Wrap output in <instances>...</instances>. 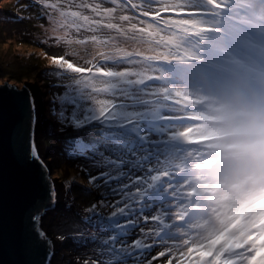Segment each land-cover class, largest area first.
Segmentation results:
<instances>
[{"label": "snow or ice", "instance_id": "obj_1", "mask_svg": "<svg viewBox=\"0 0 264 264\" xmlns=\"http://www.w3.org/2000/svg\"><path fill=\"white\" fill-rule=\"evenodd\" d=\"M27 7L49 22L41 42L64 53L49 57L52 71L64 73L54 85L59 91L50 115L58 132L83 135L67 138L63 152L100 170L90 183L104 189L101 206L114 209L108 216L95 203L84 209L90 215L80 219L96 231L77 235L99 246L69 264H264V245L256 242L264 227L247 243L224 247L199 241L191 223L200 206L194 184L213 165L219 130L210 125L236 113L241 94L264 83V68L252 74L255 87L232 71L249 39L245 6L234 0H32ZM226 73L231 78L221 86ZM226 85L237 91L222 95ZM32 117L26 157L46 170L34 141V103ZM234 158L252 178L264 169L255 144ZM56 201L49 182V199L30 212L37 243L47 245L41 264H55L41 222Z\"/></svg>", "mask_w": 264, "mask_h": 264}, {"label": "rangeland", "instance_id": "obj_2", "mask_svg": "<svg viewBox=\"0 0 264 264\" xmlns=\"http://www.w3.org/2000/svg\"><path fill=\"white\" fill-rule=\"evenodd\" d=\"M31 2L32 0H0V83L19 85L22 82H31L41 91L42 116L46 124L48 142L45 159L50 162V176L58 181L64 193L51 214L43 217L41 226L52 239L61 242L53 257L55 264H69V261L75 260L79 254L91 252L93 242L79 237L78 232L69 231L68 227L58 231L61 224L54 219L58 217L59 221H62L64 217L72 216L87 233L96 231L84 225L80 217L83 216L82 210L90 208L93 203L99 204L103 199L104 189L95 188L93 183H90L88 172L81 170L80 165L85 162L83 158L71 160L63 152V143L67 138L83 133L75 132L71 128L63 133L58 132L56 121L50 115L53 93L59 91L54 85L61 82L59 75L64 73L57 75L52 71L54 66L51 65L49 57L64 53L52 42H41L45 30L50 31L49 22L39 18L36 9L27 7ZM234 2L240 4L244 0ZM263 4L264 1L260 2L259 7ZM50 230L57 233L51 234ZM58 236H63L64 239H58Z\"/></svg>", "mask_w": 264, "mask_h": 264}, {"label": "water", "instance_id": "obj_3", "mask_svg": "<svg viewBox=\"0 0 264 264\" xmlns=\"http://www.w3.org/2000/svg\"><path fill=\"white\" fill-rule=\"evenodd\" d=\"M33 103L34 141L46 170L39 161H29L25 152L33 128ZM47 151L40 89L31 82L0 83V264H41L46 255L47 245L37 243L31 230L30 212L38 201L49 199V182L55 185L56 207L61 199V185L50 176V162L45 159ZM45 232L55 250V239Z\"/></svg>", "mask_w": 264, "mask_h": 264}, {"label": "clouds", "instance_id": "obj_4", "mask_svg": "<svg viewBox=\"0 0 264 264\" xmlns=\"http://www.w3.org/2000/svg\"><path fill=\"white\" fill-rule=\"evenodd\" d=\"M210 127L219 130L213 141L215 147L211 150L213 165L194 184L200 206L191 223L196 226L195 235L199 241L224 247L238 240L247 243L257 235L254 229L264 227V221L243 231L248 221L239 215L235 205L241 169L234 157L243 146L251 143L256 145L258 155L264 161V105L251 109L238 108L236 113ZM249 132L252 134L249 135ZM249 232L252 235H247ZM256 242L264 245V233L258 235ZM242 246L237 244V247Z\"/></svg>", "mask_w": 264, "mask_h": 264}, {"label": "bare ground", "instance_id": "obj_5", "mask_svg": "<svg viewBox=\"0 0 264 264\" xmlns=\"http://www.w3.org/2000/svg\"><path fill=\"white\" fill-rule=\"evenodd\" d=\"M248 100H251L250 103H256V104H258V95H254V98H253V99H248ZM242 103H245V100H244ZM248 103H249V102H248ZM252 107H253L252 104H248V105H247V109H251ZM51 124H52V123H51ZM70 159H71V160H77V159H79V158L77 157V158H70ZM84 165H85L86 168H89V169H90L89 171H87L88 174L90 175V177H91V176H95V175L98 173V171H100L99 169H94V170H92V169L90 168V164H89V162H87V161L84 162ZM62 189H63V188H62ZM62 191H63V190H61V197H62V195L64 194ZM64 191H65V190H64ZM111 199L115 200V199H119V197H112ZM75 206L78 207V208L80 209V207L77 206V204H75ZM97 209H98V211H99L101 214H106L107 216L110 215L111 211L114 210V209H111V208L102 207L101 204H100V202H99V204L97 205ZM81 214H82V215H84V214H86V215H90V213H86V212H84L83 210H82V213H81ZM64 220H65V225H64V227H66V228L68 227L69 231L84 232L85 234H88L87 231L83 230L81 226H80L79 229H74V228H71V227L68 226V224H69L70 222L74 221V219H73L72 216L69 217V218L64 217ZM58 221H59V220H58ZM75 221H76V220H75ZM76 222H77V221H76ZM78 223H79V222H78ZM143 223H144V222H142L141 224H143ZM148 225L151 226V225H152V222L149 221V222H148ZM50 231H51V234H55V233H57V231H53V230H50ZM139 235H140V233H139V230L137 229V230H136V236L130 237V238H129V241L131 242L132 239H135V238L138 237ZM92 242H93V241H92ZM54 243H55V251H56V248H58V247L61 245V242H58L57 240H54ZM91 245H92V246H91V248H92V251H91V252H93V251H95V250L97 249V247L99 246V242H98V241H97V242H93ZM55 255H56V253H55Z\"/></svg>", "mask_w": 264, "mask_h": 264}, {"label": "flooded vegetation", "instance_id": "obj_6", "mask_svg": "<svg viewBox=\"0 0 264 264\" xmlns=\"http://www.w3.org/2000/svg\"><path fill=\"white\" fill-rule=\"evenodd\" d=\"M53 218V217H52ZM55 220H57V223H60L61 225H59V228L60 229H58V231H60V230H62L63 228H64V225L63 224H65V220H64V218L62 219V221H58V220H60V218H58V217H56L55 219H54V221ZM56 225H58V224H56Z\"/></svg>", "mask_w": 264, "mask_h": 264}]
</instances>
